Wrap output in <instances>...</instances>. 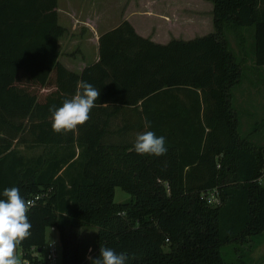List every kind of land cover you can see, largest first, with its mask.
<instances>
[{"label":"trees","instance_id":"1","mask_svg":"<svg viewBox=\"0 0 264 264\" xmlns=\"http://www.w3.org/2000/svg\"><path fill=\"white\" fill-rule=\"evenodd\" d=\"M206 1L213 33L163 45L124 21L76 74L60 62L58 0H0V199L17 187L34 202L31 235L16 248L25 258L44 252L51 229L61 264H85L81 235L94 228L93 259L105 246L126 264H235L222 249L264 234V147L240 136L234 91L245 73L227 39L254 29L255 67L264 68V0ZM78 81L100 90L96 107L56 133L50 109ZM146 131L165 137L166 154L135 152ZM118 188L131 199L117 203Z\"/></svg>","mask_w":264,"mask_h":264},{"label":"rangeland","instance_id":"2","mask_svg":"<svg viewBox=\"0 0 264 264\" xmlns=\"http://www.w3.org/2000/svg\"><path fill=\"white\" fill-rule=\"evenodd\" d=\"M62 1L67 2V0ZM202 1L117 0V3L116 1L113 3L109 2V5H112L115 9L113 17L115 21L119 19L122 21L123 16L130 12L131 15H134L133 22L140 30L152 36L159 32L163 42L168 44L175 37L180 40L190 41L214 32V9L212 16H209L206 14L207 11L204 9ZM210 3L214 6L212 2ZM78 4L83 5V3ZM201 11L203 13H200ZM198 16L204 22L196 26L197 24H195L194 20H198ZM206 17H211L212 21L210 18L206 20ZM182 18H186L185 26L179 22ZM163 21H166L168 26L162 28L164 25ZM253 34L254 29L230 31L227 32V39L234 53L240 58L243 73H245L242 84L234 91V106L241 122L239 126L240 136L256 147H264V68L255 67V56L252 47V44H254ZM72 42L73 40L70 39L61 43L62 63H67L73 57L81 56L82 46H77ZM84 50L86 51V49ZM49 91H41L39 93L40 99L43 100ZM19 150L26 156L34 155V152L23 151L22 147H19ZM260 182L264 185V175ZM130 199L131 197L121 189H116L115 200L117 203ZM96 237L97 229L86 228L82 231L80 243L85 254V264H91V260L88 259L89 256L94 257ZM46 239L48 244L51 242L59 244V235L56 230H48ZM47 251L48 249L44 250V253H47ZM222 253L225 260L229 263L264 264V234L253 237L250 243L225 247L222 249Z\"/></svg>","mask_w":264,"mask_h":264},{"label":"clouds","instance_id":"3","mask_svg":"<svg viewBox=\"0 0 264 264\" xmlns=\"http://www.w3.org/2000/svg\"><path fill=\"white\" fill-rule=\"evenodd\" d=\"M100 90L85 81L77 82V92L70 99H65L59 108H51L52 130L56 133L77 129L90 119L91 110L96 107ZM146 126H148L146 124ZM134 150L137 154L162 156L166 154L165 137L157 136L153 131L139 133L136 136ZM5 199H0V264H21L16 256L17 245L31 235L32 227L26 213L33 201L25 200L19 188H5ZM91 264H126L128 256L117 253L113 248L101 246L99 256Z\"/></svg>","mask_w":264,"mask_h":264},{"label":"crops","instance_id":"4","mask_svg":"<svg viewBox=\"0 0 264 264\" xmlns=\"http://www.w3.org/2000/svg\"><path fill=\"white\" fill-rule=\"evenodd\" d=\"M114 1L117 3V0H67V2H61V0H58L59 24L66 29V34L60 39L59 46H61L63 41L65 42L70 39L73 40L72 43L77 46H82L81 56L73 57L67 63H62L61 60H63V55L60 49V62L69 71L81 74L86 67L97 63L100 59L99 41L101 36L117 28L124 21L131 23L136 32L143 38L150 39L157 44H167L166 42H163L159 32L152 36L151 34L144 33L140 30L133 22L134 15H131L129 11L127 15L125 14V16H123L122 21H120V19L115 21L113 18L115 9L112 5H109V2L113 3ZM78 3H83V5ZM202 3L205 7L204 9L207 11L206 14L212 16L214 6L206 1H202ZM200 13H203V11ZM207 18H210V20L212 19L211 17H206V20ZM166 19H168V17H166ZM185 20L186 18H182L179 22L185 26ZM194 21L195 24H197L196 26L204 22L201 20L200 16H198V20L195 19ZM163 22L164 25L162 28L168 26L166 21ZM175 39L180 40L176 37ZM84 49H86V51Z\"/></svg>","mask_w":264,"mask_h":264},{"label":"built area","instance_id":"5","mask_svg":"<svg viewBox=\"0 0 264 264\" xmlns=\"http://www.w3.org/2000/svg\"><path fill=\"white\" fill-rule=\"evenodd\" d=\"M217 202L215 194L209 198V203ZM34 203V202H33ZM47 253H38L35 249L32 250V260L24 257V253L16 249V256L21 261V264H61L62 261V248L60 243L56 242L46 243L45 249Z\"/></svg>","mask_w":264,"mask_h":264}]
</instances>
